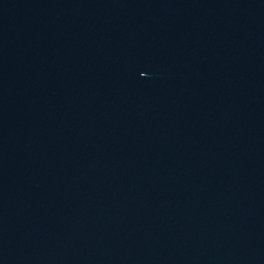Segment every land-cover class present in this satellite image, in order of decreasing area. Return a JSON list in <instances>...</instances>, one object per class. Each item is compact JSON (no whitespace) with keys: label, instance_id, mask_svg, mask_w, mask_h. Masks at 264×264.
I'll return each instance as SVG.
<instances>
[{"label":"water","instance_id":"water-1","mask_svg":"<svg viewBox=\"0 0 264 264\" xmlns=\"http://www.w3.org/2000/svg\"><path fill=\"white\" fill-rule=\"evenodd\" d=\"M0 264H264V0H0Z\"/></svg>","mask_w":264,"mask_h":264}]
</instances>
